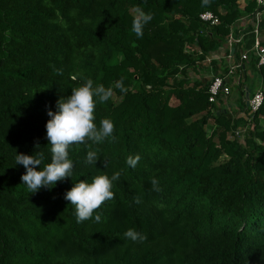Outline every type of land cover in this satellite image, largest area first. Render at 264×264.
Listing matches in <instances>:
<instances>
[{
	"label": "trees",
	"instance_id": "16d2710c",
	"mask_svg": "<svg viewBox=\"0 0 264 264\" xmlns=\"http://www.w3.org/2000/svg\"><path fill=\"white\" fill-rule=\"evenodd\" d=\"M240 2L0 0V264H264V104L255 113L246 104L256 80L264 89L249 22L262 8ZM137 6L153 17L143 38L131 30ZM207 11L218 25L202 22ZM240 23L244 41L227 54L249 52L245 80L239 102L229 95L231 109L222 108L209 101L208 76L228 73L213 58L240 36ZM85 77L113 87L95 114L97 125L114 122L115 140L92 145L95 164L85 144L73 145L71 177L31 193L16 154L43 152L50 162L47 111ZM121 80L127 93L115 88ZM136 154L130 168L126 158ZM119 170L115 198L77 223L66 191ZM128 228L147 241L126 238Z\"/></svg>",
	"mask_w": 264,
	"mask_h": 264
},
{
	"label": "clouds",
	"instance_id": "9594fccd",
	"mask_svg": "<svg viewBox=\"0 0 264 264\" xmlns=\"http://www.w3.org/2000/svg\"><path fill=\"white\" fill-rule=\"evenodd\" d=\"M209 5L210 0H202V7ZM152 18V15L146 13L141 7L135 8L131 30L137 38H143L144 26ZM54 71L58 75L63 74L61 69H54ZM115 88L123 93L128 91L123 85V80L117 82ZM113 94V87L95 84L93 79L85 77L81 84L71 88V95L62 96L57 100L56 111L51 109L47 111L50 119L47 120L45 127L46 139L50 146V162H45L43 152H37L36 155L17 153L15 157L16 164L22 165L26 170L21 180L31 193L38 192L42 188L51 189L57 182L71 177L74 164L69 158V149L73 145L85 144L89 149L86 162L88 164L97 162L99 149H94L92 145L101 144L109 138L114 141L115 125L107 117L100 119L97 125L96 106L97 102H107ZM140 159L139 154L130 155L126 158V163L130 168H135ZM121 174L122 170H119L115 171L111 178L106 174H97L91 178L90 182L86 179L74 182V186L66 191L64 199L74 206L77 223L93 218L94 212L106 201L115 198V193L112 191L113 181H118ZM150 183L152 191L157 193L163 191L156 177H151ZM135 202L141 201L136 198ZM100 219V215H95L96 222ZM124 235L138 243H144L148 239L146 234L135 228H128Z\"/></svg>",
	"mask_w": 264,
	"mask_h": 264
},
{
	"label": "built area",
	"instance_id": "2783aa9c",
	"mask_svg": "<svg viewBox=\"0 0 264 264\" xmlns=\"http://www.w3.org/2000/svg\"><path fill=\"white\" fill-rule=\"evenodd\" d=\"M258 7L262 8L257 10V12L253 15L251 22L253 24L255 34H256V42L253 50L255 51L257 58L259 60V66L264 64V47L260 45V24L262 23L261 12L264 10V0H255ZM202 22L206 24H210L211 26H216L220 23L219 17L214 13L207 11L201 14L200 16ZM245 38V33L242 31L239 37H236L233 33L230 35L229 43L234 46L242 43ZM249 60V52L242 51L240 53V59L236 62L232 67H228V73L225 76L215 75L210 80V88H209V101L211 103H218L221 98L228 97L232 93V84L233 78L236 75V72L243 76L241 69L244 67V63ZM210 62V61H209ZM242 78H237L238 83ZM247 90V89H245ZM264 104V89L259 88L257 92L251 93L249 98V108L255 113L257 112Z\"/></svg>",
	"mask_w": 264,
	"mask_h": 264
},
{
	"label": "crops",
	"instance_id": "0c3cea01",
	"mask_svg": "<svg viewBox=\"0 0 264 264\" xmlns=\"http://www.w3.org/2000/svg\"><path fill=\"white\" fill-rule=\"evenodd\" d=\"M248 0H241V7L245 6L247 4ZM261 17H262V21L264 22V10L261 12ZM243 24L240 23L239 26H241V32L243 31V29H245V27L242 26ZM259 38L260 40L262 41L264 39V29H263V33L260 32L259 34ZM232 49H235L234 46H232L229 42L223 44V46L220 48V50L215 54V58H213L215 61L219 62V65L221 66V68L219 69V71L221 73L224 72L225 69H227L228 67H232L236 62L239 61V59H232L227 53L228 52H232ZM235 52V50H234ZM214 72V71H213ZM213 72H210L209 73V76H208V79L211 80L213 76H215L216 74L218 75V73L216 74H213ZM250 72L251 70L249 71V79L251 78L250 76ZM192 77H196V78H200V76H196V75H191ZM242 78L241 77V74L239 72H236V75L235 77L233 78V87H234V92L232 93H235V89L237 88L236 90V93H238L237 97H233V99H231V101L234 103V102H239L240 100V94H241V91H240V88L236 87L237 84H238V80L237 78ZM208 79L206 81H208ZM242 80H245V78H243ZM236 87V88H235ZM229 97V96H228ZM228 97H224V101H221L222 103H220L219 101V106H221L222 108H229L231 109V106H229L228 104ZM234 109H236V111L238 110L236 106H234Z\"/></svg>",
	"mask_w": 264,
	"mask_h": 264
},
{
	"label": "rangeland",
	"instance_id": "374dc122",
	"mask_svg": "<svg viewBox=\"0 0 264 264\" xmlns=\"http://www.w3.org/2000/svg\"><path fill=\"white\" fill-rule=\"evenodd\" d=\"M249 1V0H248ZM248 3V2H247ZM259 81L258 80H256V82H255V85H254V87H253V93L254 92H257L258 90H259V88H258V86H259ZM236 88V87H235ZM234 90V89H233ZM236 90H237V88L235 89V93H231V95H232V98L233 97H237V95H238V93H236ZM232 92H234V91H232ZM171 102L172 103H174L175 102V100H171ZM217 104H219V102L217 103ZM240 140H243V138H242V135L240 136Z\"/></svg>",
	"mask_w": 264,
	"mask_h": 264
},
{
	"label": "water",
	"instance_id": "95a60500",
	"mask_svg": "<svg viewBox=\"0 0 264 264\" xmlns=\"http://www.w3.org/2000/svg\"><path fill=\"white\" fill-rule=\"evenodd\" d=\"M234 50L235 49H232V53H234ZM251 93H252L251 90L246 92V104L248 107H249V98H250Z\"/></svg>",
	"mask_w": 264,
	"mask_h": 264
}]
</instances>
